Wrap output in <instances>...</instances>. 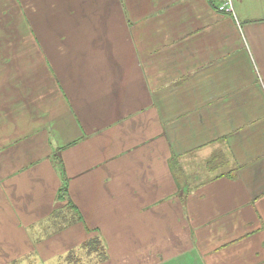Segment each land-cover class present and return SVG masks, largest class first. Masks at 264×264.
I'll list each match as a JSON object with an SVG mask.
<instances>
[{
    "label": "crops",
    "instance_id": "crops-1",
    "mask_svg": "<svg viewBox=\"0 0 264 264\" xmlns=\"http://www.w3.org/2000/svg\"><path fill=\"white\" fill-rule=\"evenodd\" d=\"M7 1L0 264H264V0Z\"/></svg>",
    "mask_w": 264,
    "mask_h": 264
},
{
    "label": "built area",
    "instance_id": "built-area-1",
    "mask_svg": "<svg viewBox=\"0 0 264 264\" xmlns=\"http://www.w3.org/2000/svg\"><path fill=\"white\" fill-rule=\"evenodd\" d=\"M217 8L222 12L233 13L232 0H219Z\"/></svg>",
    "mask_w": 264,
    "mask_h": 264
},
{
    "label": "rangeland",
    "instance_id": "rangeland-1",
    "mask_svg": "<svg viewBox=\"0 0 264 264\" xmlns=\"http://www.w3.org/2000/svg\"><path fill=\"white\" fill-rule=\"evenodd\" d=\"M2 2H4L5 13H4V16L0 17V19L2 18L3 23H4V24H7V23H9V21H11V16L7 14L6 9H7V8L10 9V7H11V3H10V1L4 0V1H0V4H1ZM6 5H7V6H6ZM0 8H1V5H0ZM21 17H22V16H21ZM2 20H1V22H2ZM5 30H6V29H5ZM3 35H4V33H3ZM1 37H2V33H0V38H1Z\"/></svg>",
    "mask_w": 264,
    "mask_h": 264
},
{
    "label": "trees",
    "instance_id": "trees-1",
    "mask_svg": "<svg viewBox=\"0 0 264 264\" xmlns=\"http://www.w3.org/2000/svg\"><path fill=\"white\" fill-rule=\"evenodd\" d=\"M64 195H65V188L64 187L59 188L58 195H57L58 199H62ZM71 206L73 207V205Z\"/></svg>",
    "mask_w": 264,
    "mask_h": 264
}]
</instances>
